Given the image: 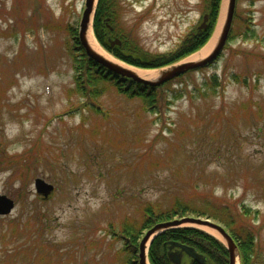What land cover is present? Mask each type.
Returning <instances> with one entry per match:
<instances>
[{"label":"rangeland","instance_id":"obj_1","mask_svg":"<svg viewBox=\"0 0 264 264\" xmlns=\"http://www.w3.org/2000/svg\"><path fill=\"white\" fill-rule=\"evenodd\" d=\"M84 1L0 0V195L14 200L0 217V264H122L112 227L138 217L139 202L187 195L258 210L255 246L264 262V199L257 195H264V58H256L264 56V0H236L231 30L244 32L249 23L254 32L234 33L217 62L160 87L157 113L111 84L96 99L102 112L83 110L84 98L69 95L74 69L63 27L77 29ZM113 1L108 25L128 33L137 45L127 48L143 59L176 50L202 20V0ZM212 74L223 84L202 97ZM9 155L19 164L8 163ZM36 177L54 186L46 198L34 188ZM34 212L46 216L40 235L22 229ZM16 222L17 238L26 240L19 247L4 237ZM32 240L47 248L34 250Z\"/></svg>","mask_w":264,"mask_h":264},{"label":"trees","instance_id":"obj_2","mask_svg":"<svg viewBox=\"0 0 264 264\" xmlns=\"http://www.w3.org/2000/svg\"><path fill=\"white\" fill-rule=\"evenodd\" d=\"M202 2V20L204 15L207 16L205 27L199 28V24L196 29L180 43L176 50H172L167 54L154 55L149 59H143L141 56L136 55V49L130 48V51V49L127 48L129 44L134 47L137 45L128 33L120 29L121 34L114 28V23L112 25L113 30L108 28L107 24H112L114 16H116L117 13L113 0L97 1L92 27L97 40L118 59L135 67L149 69L160 68L181 60L200 48L210 38L219 16L221 0H202ZM243 21L246 23V19ZM248 24L249 23H247V28L244 29V32L231 30L227 40H232L234 38V33H236V35L240 33V35L245 38L247 34H249L248 32L253 33L254 31L248 28ZM63 29L69 33L66 49L69 52V57L71 58L74 69V88L72 90L70 89L69 95L73 93L84 98L81 105L83 110L93 113L102 112L99 104L96 103V99L106 90L107 84H111L116 87L120 93L127 95V97H138L143 107L147 110H152L156 113L159 112L162 96L158 92V89L167 85L170 81L154 87L117 75L88 58L78 41L77 29L74 26L71 25L67 28L63 27ZM111 35H119L122 44L111 45L108 39ZM261 57L264 58L261 54H256V58L259 59ZM232 77L239 83L244 85L248 84L246 77L240 78L237 74H233ZM223 80L224 79L220 81L216 74H212L211 77L206 78L204 83L200 86L203 89L201 96L205 97L208 94L216 95L217 89L223 84ZM175 96L177 95L175 94L174 97ZM255 105L260 109V104L257 103ZM257 114L259 116L262 115L259 113ZM39 145V141H35L32 150H38ZM34 156H36V154ZM5 158L12 166L19 164V160L15 158V156L9 155ZM27 158L26 163L29 161L30 156ZM26 163L24 165H26ZM257 195L259 198L264 199V195ZM165 198L167 197L160 196L155 200L139 202L136 208L138 217H125L118 227H112L111 233L113 234V238L122 241L123 244L118 253V255L121 256L122 264L137 263L138 244L144 230L149 229L157 222L187 215L210 218L223 225L232 236L238 248L241 264H264V262H262L263 260L259 258L260 255H258L255 246L258 232L255 226V220L253 219L257 216H255V213L258 214V210L254 209L253 211L248 203L241 201L240 203L229 204L221 198L205 195L175 196L168 200ZM44 218H46L45 214L38 217L34 212L31 218L29 217L26 221L21 222L22 224L19 222L11 223L12 227L9 226L11 227L10 231L6 233L8 237H6V235L4 236L7 239L6 241L14 239L15 241H19L20 243H18L17 247L22 243L26 244V240L20 241L22 236L17 238V235L21 233L19 225L21 224L23 226V232L26 229H30L27 231L29 235L35 231L40 235L38 232L45 225ZM31 221L33 222L32 224H30ZM4 237L2 238L5 240ZM169 240H175L195 247L197 251L205 254L213 264H228V252L224 244L213 235L194 227L169 229L154 237L147 251V258L150 264H172L167 256V241ZM38 242L36 240L31 241V246L34 250L37 251L40 247L41 249L47 248V245L40 246ZM181 264L199 263L184 255Z\"/></svg>","mask_w":264,"mask_h":264},{"label":"water","instance_id":"obj_3","mask_svg":"<svg viewBox=\"0 0 264 264\" xmlns=\"http://www.w3.org/2000/svg\"><path fill=\"white\" fill-rule=\"evenodd\" d=\"M96 4L97 0L84 1V7L77 27V38L85 54L88 56L89 59L94 60L96 63L100 64L101 66L107 68L109 71L117 75L124 76L130 78L133 81L155 87L171 79H174L187 71L209 65L218 58V56L224 49L225 43L228 39V35L234 18L236 0H227L225 14L222 19L219 31L217 33L215 44L206 56L196 60L177 61L161 68L148 69L156 70V72L159 71L157 76L154 75V77L150 79L144 78L143 76L137 74L134 70L105 58L103 55L99 54L91 47L87 39V32L89 29L90 21H93L94 18ZM206 19L207 16L204 15L203 21L199 25V28L205 27ZM110 43L111 45H120L121 41L120 39L116 38ZM34 188L37 193L41 194L43 197L46 198L49 193L53 190L54 186L52 183L47 182L43 178L36 177L34 179ZM13 208L14 200L4 194L0 195V216H5L9 214ZM182 226H193L197 228L206 227L213 230L218 235L217 237L226 246L228 252V264H237V259L240 260L238 248L232 236L224 228L223 225L214 220H211L210 218L187 215L166 221L157 222L152 227L147 229L138 244V264H149L147 258V249L154 237L169 229H174ZM184 255L195 260L199 264H213L205 254L197 251L195 247L175 240L167 241V256L172 264H181Z\"/></svg>","mask_w":264,"mask_h":264},{"label":"bare ground","instance_id":"obj_4","mask_svg":"<svg viewBox=\"0 0 264 264\" xmlns=\"http://www.w3.org/2000/svg\"><path fill=\"white\" fill-rule=\"evenodd\" d=\"M224 1L225 0H223L222 5H221L220 18H219L220 20H219V23L217 25V28L215 29L213 35L208 40V42L196 53V55H194L192 57L193 60L200 59V58L204 57L205 55H207L211 51L212 47L214 46L216 38H217V33H218V30H219L220 22L222 20L223 15H224V9H225ZM91 19H92V16H91ZM87 39H88V42L91 45V47L95 51H97L99 54L103 55L105 58H107V59H109V60H111V61H113V62H115L117 64L123 65V66H125L127 68H130V69L134 70L137 74H139L140 76H143L144 78L150 79V78L154 77V73H152L150 71H146V70L140 69V68H136V67H133V66H130V65H127V64L119 61L118 59L114 58L109 53H107L99 45V43L97 42V40H96V38L94 36V32H93V28H92V20L90 21L89 29H88V32H87ZM200 229L206 231L207 233H210V234H213L215 236H218L216 234V232H214L213 230H211L209 228L200 227ZM237 264H240V260H238V259H237Z\"/></svg>","mask_w":264,"mask_h":264},{"label":"flooded vegetation","instance_id":"obj_5","mask_svg":"<svg viewBox=\"0 0 264 264\" xmlns=\"http://www.w3.org/2000/svg\"><path fill=\"white\" fill-rule=\"evenodd\" d=\"M15 3H18V0H15ZM13 9H15V12H16L19 16L21 15L19 5H16V7H12V10H13ZM107 20H108V19H107ZM107 26H108V28H109L110 30L113 29L110 25L107 24Z\"/></svg>","mask_w":264,"mask_h":264}]
</instances>
